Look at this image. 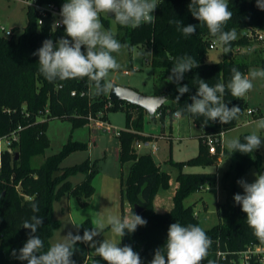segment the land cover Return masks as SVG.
Masks as SVG:
<instances>
[{
  "label": "trees",
  "instance_id": "trees-1",
  "mask_svg": "<svg viewBox=\"0 0 264 264\" xmlns=\"http://www.w3.org/2000/svg\"><path fill=\"white\" fill-rule=\"evenodd\" d=\"M39 2L54 3L61 9L66 0ZM190 2L191 0H159L155 23L142 24L135 29L118 24V34L115 35L129 49L143 46L151 50V64L161 69L160 77L166 82L163 92L173 102L167 103L168 99L158 110L163 122L167 111L171 115L181 111L182 116L191 118L204 129L199 136L198 154L188 160L173 161L180 169L173 196L174 206L169 211L158 212L153 206V200L160 185H170V173L161 170L151 152L138 153L134 147L135 141L148 139L142 133L146 110L127 101L137 108V112L128 110L127 127L120 129L118 134L121 163H130L128 174H122L121 177V192L122 197L129 200L131 210L147 223L145 226H138L134 233L126 234L122 238V247L130 245L140 255L142 264H150L155 250L166 244L169 226L176 222L182 226L201 227L212 241L202 264H234L239 251L251 244H264L254 235L246 222V213L233 199L235 194L240 193L237 181L252 165H256L259 172L264 173L262 154L256 150L249 154L231 153L221 143L217 146V152L211 153L205 142L206 136L235 128L238 118L229 124H222L218 120L204 124L203 117L184 110L185 105L192 102L190 97L196 94L200 79L210 86L218 82L227 84L231 79L232 67L242 73L247 72L252 64L264 69V56L258 49L252 52L243 50L254 40L237 35V39L231 42L230 53L223 54L221 60L209 62L207 58L210 44L216 38L210 35L206 25L192 16ZM228 7L233 16L225 25V31L235 28L238 34L246 28L264 30V10L257 6V0H228ZM27 14L28 22L21 33L14 32L11 36L0 34V137L14 131L18 133V139L10 149H5L0 155V264H27L26 261L16 259L12 252L16 250L18 253L28 239L30 230L22 228V222L32 215L31 202L35 201L40 207L39 215L43 217V225L38 229L37 235L44 241V250H47L52 245L50 237L60 224L54 216V201L69 194L76 195L83 203H87L95 192L92 179L96 169L88 161L68 167L62 165L65 156L87 148L86 142L69 140L61 151L46 157L42 164H32L33 157L44 155L50 146L47 134L49 120L60 117L71 120L74 126L83 125L89 122L91 113L99 115L104 112L103 116L106 117V111L116 107L121 101H112L109 107L105 106L110 102L109 94L94 95L87 78L48 82L39 71V57L33 53L42 47L46 39L56 42L62 37H70L66 36L64 26H53L52 15H43L31 5L28 6ZM40 18L43 19L42 23H39ZM171 19L180 20L185 26L197 25L196 33L185 37L177 31L174 24L169 23ZM184 55L196 59L199 67L185 73L180 86L188 85L189 92L177 102V84L168 82L167 77L171 74L176 58ZM132 69L135 68L132 66ZM224 101L229 108L238 106L241 109L244 104L242 97H232L230 92H226ZM19 126L22 128L19 129ZM249 134L243 133L239 140L244 142V137ZM220 152L229 160L221 179L217 170L184 171L189 165L217 166L215 159ZM80 170L87 171V177L74 184L71 176ZM218 180H222L229 196L224 203L217 204L218 222L211 227H204L194 204L185 205L184 200L192 193L216 184ZM136 203L143 207L140 214L136 213ZM93 227L88 219L73 235L83 236L85 229ZM219 251L226 253L224 258L217 255ZM72 259L75 264H95L97 261L99 264H106L90 251L85 242H79L75 246Z\"/></svg>",
  "mask_w": 264,
  "mask_h": 264
},
{
  "label": "clouds",
  "instance_id": "clouds-1",
  "mask_svg": "<svg viewBox=\"0 0 264 264\" xmlns=\"http://www.w3.org/2000/svg\"><path fill=\"white\" fill-rule=\"evenodd\" d=\"M257 6L264 10V0H257ZM157 7V0H66L60 11L61 20L55 26L62 24L66 36L71 39L62 37L55 44L51 39L43 41L42 47L33 53L39 57L40 73L50 83L56 80L87 78L94 95H107L110 92L118 95V90L107 77L111 71L121 67L113 53H118L127 45L121 44L110 29L104 28L100 14H114L117 24L135 29L142 24L155 23L152 13ZM189 10L195 19L206 25L216 42L223 46V54L230 53L231 42L237 39V32L235 28L224 30L233 16L229 11L228 0H191ZM169 23L174 24L177 31L185 37L196 33L197 25L185 26L177 19H171ZM197 67L198 61L189 55L176 58L167 81L177 84V102L189 92L188 85L180 86V81L185 73ZM256 78H264V70L253 69L245 75L232 67L231 79L227 84L218 82L210 86L200 79L196 94L190 97L192 102L186 104L184 110L194 116L203 117L204 124L217 120L222 124H229L238 118L241 109L238 106H227L224 101L226 92H230L232 97L241 98L252 90V81ZM166 100L153 98L150 110L155 112ZM181 115V111L175 113L177 117ZM256 128L264 130V118L256 121ZM261 145V136L256 131L246 135L244 142L239 139L226 141V147L231 153H253ZM237 183L243 188V194L237 193L233 199L246 213V222L254 235L264 242V173H257L252 183L243 179ZM31 212L32 215L22 222V228L30 230L28 239L18 253L16 250L12 252L20 261H26L27 264H75L72 259L75 246L79 242H91L90 246L95 254L106 264H142L140 255L130 245L118 246L126 234L134 233L138 226L146 225L147 221L140 215L132 212L130 216L123 218L113 215L107 217V225L120 238L119 243L104 239L97 246L93 238L103 231L104 223L100 222L90 230L85 229L83 236L68 233L63 242L52 244L44 250V241L37 235L38 229L43 225V217L39 215L40 207L35 201L31 202ZM211 243L201 227L173 223L169 226L166 244L155 250L150 264H202Z\"/></svg>",
  "mask_w": 264,
  "mask_h": 264
},
{
  "label": "rangeland",
  "instance_id": "rangeland-1",
  "mask_svg": "<svg viewBox=\"0 0 264 264\" xmlns=\"http://www.w3.org/2000/svg\"><path fill=\"white\" fill-rule=\"evenodd\" d=\"M27 11L28 5L23 0H0V34H4V29H13L16 34L21 33L28 22ZM155 13L156 9L152 14ZM100 19L105 29H110L115 35L118 34V24L113 17L102 13ZM56 22L57 18L54 19L55 24ZM237 35H241V31ZM250 47L249 52L258 49L264 56V43L252 41ZM222 48L223 46L216 42V47L210 48L207 60L209 62L221 60L223 58ZM113 56L121 67L111 71L107 77L112 84L128 85L144 94H153L165 88L166 82L160 77L161 69L151 64L152 52L150 49L143 46H133L129 49L127 46L122 47L118 53H113ZM132 66L135 68L134 70ZM125 69L130 71H125ZM253 69L264 70L261 66L252 64L247 73ZM252 83V90L242 97L244 104L238 116V125L225 131L222 136V144L223 148H227L226 141L239 139L243 133L251 134L256 131L262 140L261 147L256 151L261 153L264 159V130L256 128V121L264 118V78H256ZM167 103L173 102L169 99ZM105 106L109 107L110 105L107 103ZM129 109L137 112L135 106L121 100L116 107L106 111V117L93 114L98 119L99 117L104 119L107 125L112 128L110 131L95 125L91 127L89 122L74 126L71 120L60 117L49 120L47 134L50 139V146L44 155L33 157L32 164L35 166L42 164L46 157L61 151L69 140H74L86 142L88 147L65 156L62 165L68 167L88 161L90 166L96 169L92 179L95 192L87 203H83L76 195L70 196L69 194L54 201V216L60 221V224L50 237L52 244L63 242L64 236H67L68 233L73 234L77 230V226L88 219L93 226L100 222L104 223L103 231L93 238L97 242V246L104 239L119 243L120 238L107 225V217L113 215L123 218L130 216L133 212L129 200L126 197L123 198L121 192V177L122 174L125 176L128 174L130 163L127 162L122 165L118 154L120 146L118 131L127 127ZM248 109L257 110L254 114H249ZM101 113L105 114L104 112ZM144 113L142 133L149 139H156L159 148L152 151L142 145L137 146L136 143H134V147L138 153L151 152L161 170L170 173V185L168 187L160 185L153 200V206L158 212H166L174 206L173 196L178 184L177 175L180 171L173 161L188 160L198 154L200 148L199 135L204 132V129L191 118L187 116L177 117L175 113L171 115L169 111L166 113L164 122L159 115L151 117L147 111ZM42 117L45 118V116ZM228 161L223 152H220L215 159L217 166L189 165L184 168V171L217 170L219 179H221L228 166ZM257 173H260L258 167L252 165L241 179L252 183ZM87 174V171H77L71 176V181L77 184L85 179ZM237 187L239 192L243 194V188L238 183ZM228 196L229 191L223 187L222 180H218L216 184L208 185L207 189L189 195L184 203L185 205L194 204L201 224L204 227H211L219 220L218 202L224 203ZM90 243H87L88 247L95 254ZM118 246L122 247V239Z\"/></svg>",
  "mask_w": 264,
  "mask_h": 264
},
{
  "label": "built area",
  "instance_id": "built-area-1",
  "mask_svg": "<svg viewBox=\"0 0 264 264\" xmlns=\"http://www.w3.org/2000/svg\"><path fill=\"white\" fill-rule=\"evenodd\" d=\"M27 5H31L35 8H38L40 13L43 15H52L53 19V26L56 28V24L54 23V19L57 18V21L61 20L60 17V11L61 9L57 8L54 3H40L39 0H23ZM155 16V14H153ZM43 19H39V23H42ZM60 26H63L60 24ZM4 34L6 36L13 35L14 31L13 29H4ZM241 35L248 37L254 41H259L264 43V30L260 28H246L242 29ZM216 47V40L213 41L210 44V48ZM250 46H246L243 48V50L248 51L250 50ZM243 74L247 75V72H244ZM75 93V92H74ZM112 104V101L110 100L109 105ZM257 109H248L249 114H254ZM156 115H161V112L157 111ZM155 115V116H156ZM99 116H103V113H100ZM89 123L90 126H97L99 128H104L107 131L111 130L112 128L107 125L106 121L99 117L96 118L91 113L89 115ZM19 129L22 127L19 126ZM225 131H222L221 133L216 134H208L205 138V142L209 147V151L211 153L217 152V146L219 143L222 144V136L224 135ZM119 134V131H118ZM18 139V133L17 131L12 132L9 135H5L3 137H0V155L5 149H10L12 143ZM137 146L142 145L145 148H149L152 151H155L159 148L158 142L156 139H142L135 141ZM223 146V144H222ZM218 256L225 257L226 253L219 251L217 253ZM234 264H264V244H251L246 249L238 252V258L233 261Z\"/></svg>",
  "mask_w": 264,
  "mask_h": 264
},
{
  "label": "water",
  "instance_id": "water-1",
  "mask_svg": "<svg viewBox=\"0 0 264 264\" xmlns=\"http://www.w3.org/2000/svg\"><path fill=\"white\" fill-rule=\"evenodd\" d=\"M113 14H109L111 16ZM113 86L115 89L118 90L119 94L115 95L114 93H109V99L113 102L118 100H126L130 103L140 105L143 107L148 114H150L151 117H155L156 112L161 108V106L169 99V96L167 93L163 92L160 94H144L135 89L134 87L123 85V84H117L113 83ZM153 98H164L167 99L165 102H162L157 108L155 112H152L150 110L151 104ZM135 210L136 213L140 214L143 210V207L139 205L138 203L135 204Z\"/></svg>",
  "mask_w": 264,
  "mask_h": 264
},
{
  "label": "crops",
  "instance_id": "crops-1",
  "mask_svg": "<svg viewBox=\"0 0 264 264\" xmlns=\"http://www.w3.org/2000/svg\"><path fill=\"white\" fill-rule=\"evenodd\" d=\"M164 91V88L160 89L159 91H156L155 93L153 94H160V93H163ZM182 116V115H181ZM202 126V125H201ZM203 127V126H202ZM145 133H152V132H145ZM200 136V135H199ZM118 154H119V148H118Z\"/></svg>",
  "mask_w": 264,
  "mask_h": 264
}]
</instances>
